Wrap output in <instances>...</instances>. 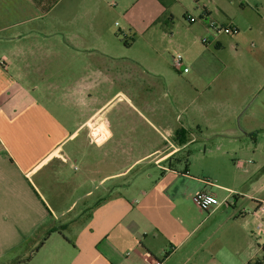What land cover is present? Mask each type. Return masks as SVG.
I'll return each mask as SVG.
<instances>
[{"label": "crops", "instance_id": "0c3cea01", "mask_svg": "<svg viewBox=\"0 0 264 264\" xmlns=\"http://www.w3.org/2000/svg\"><path fill=\"white\" fill-rule=\"evenodd\" d=\"M155 1L162 8L158 19L135 22L123 16L124 31L109 12L115 2L0 0V253L26 248L29 255L15 259L32 256L26 264H165L173 249L162 261L157 240L182 235L179 248H186L191 233L184 223L173 226L160 204L165 194L152 175L142 171L144 177H130L135 168L170 159L179 139H171L170 130L163 135L147 117L150 128L143 130L136 119L108 114L114 102L126 98L123 93L109 100L100 96L101 89L125 83L132 111L139 112L134 102L156 109L150 97L140 95L141 88L153 91L156 84L140 83L139 73L168 84L164 75L110 50L123 42L121 36L143 31L156 19L155 24L162 22L169 0ZM209 17L204 5L201 19ZM117 164L118 170L108 171ZM263 180L253 181L244 193L246 212H227L232 205L208 212L200 226L213 223V238L223 234L222 248L210 246L209 256L200 259L264 264ZM204 186L202 191L215 195ZM220 190L236 203L237 188ZM199 215L201 220L204 212ZM37 233L39 240L27 248ZM55 234L62 239L50 240ZM200 251L196 248L194 257Z\"/></svg>", "mask_w": 264, "mask_h": 264}, {"label": "rangeland", "instance_id": "374dc122", "mask_svg": "<svg viewBox=\"0 0 264 264\" xmlns=\"http://www.w3.org/2000/svg\"><path fill=\"white\" fill-rule=\"evenodd\" d=\"M95 1L101 6L103 2L107 5L115 2L114 7L108 6L109 12L124 31L128 28L123 16L144 22L153 17L158 19L162 9L155 0ZM204 5L211 13L207 21L201 19ZM189 16L197 22L191 23ZM165 17L155 24L156 19L143 31L132 32L128 38L121 36L123 42L118 40L110 48L113 53L122 52L125 59L144 62L164 75L168 84L158 77L139 73L140 83L156 84L153 91L147 86L140 87V95L150 97L156 109L148 111L134 102L139 112L132 111L125 100L131 97L125 83L101 89L100 96L109 100L118 98V92L123 93L126 98L114 102L108 114L121 115L127 121L136 119L143 130L150 128L144 121L147 117L163 135L167 136L166 131L170 130V138L179 139L178 149L170 159L153 163L146 170L142 165L130 174L144 177L142 171H146L147 176L152 175L153 183L165 194L160 204L169 212L173 226L175 222L179 226L184 223L191 233L185 249L179 248L182 235L157 240L156 244L162 247L161 260L173 249L170 261L165 264H232L222 257L215 263L200 259L201 255L209 256L208 247L222 248L219 237L223 234L213 238V223L200 226L208 219L209 211L199 208L193 197L205 189V184L215 193L219 207L227 209L224 204L232 194L220 189L233 186L238 190L237 201L226 211L239 215L248 210L244 193H248L253 181L264 179V82L254 90L264 78V0H169ZM210 23L218 28L233 26L238 33L226 34L212 28ZM178 54L189 70L185 74L173 66V57ZM111 62L108 60V64ZM111 167L108 171L118 170L119 164ZM199 210L204 212L201 220ZM237 224L241 232L243 225ZM62 237L55 234L50 240ZM38 240L39 233L27 248ZM196 248L202 251L194 257ZM27 253L26 248L16 253L1 252L0 264H15L16 257L28 256ZM189 255L191 261L186 262Z\"/></svg>", "mask_w": 264, "mask_h": 264}, {"label": "built area", "instance_id": "2783aa9c", "mask_svg": "<svg viewBox=\"0 0 264 264\" xmlns=\"http://www.w3.org/2000/svg\"><path fill=\"white\" fill-rule=\"evenodd\" d=\"M188 20L191 23H194L197 21L196 18L189 16ZM211 27L214 29H221L224 31L226 34H236L238 33L237 29H235L233 26H223L222 28H218L216 25L213 23L211 24ZM173 66L177 71L187 73L189 70L187 67H185L183 57L181 54H178L173 57ZM194 203L201 208L203 211L207 212L212 210L213 208H217L220 205V202L218 201L217 197L212 194L209 191H202L198 194H196L193 197ZM155 264H162L161 262H156Z\"/></svg>", "mask_w": 264, "mask_h": 264}, {"label": "trees", "instance_id": "16d2710c", "mask_svg": "<svg viewBox=\"0 0 264 264\" xmlns=\"http://www.w3.org/2000/svg\"><path fill=\"white\" fill-rule=\"evenodd\" d=\"M127 45V44H126ZM47 240V238H45L42 243L37 247V249L35 250V252L39 251L41 249V247L44 245L45 241ZM32 259V256L28 257L25 260H21V261H17L15 264H26L27 262H29Z\"/></svg>", "mask_w": 264, "mask_h": 264}, {"label": "water", "instance_id": "95a60500", "mask_svg": "<svg viewBox=\"0 0 264 264\" xmlns=\"http://www.w3.org/2000/svg\"><path fill=\"white\" fill-rule=\"evenodd\" d=\"M232 203H233V200H232V198H230V199H228V200L225 202L224 205H226V206L228 207V206L232 205Z\"/></svg>", "mask_w": 264, "mask_h": 264}]
</instances>
